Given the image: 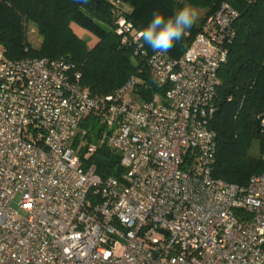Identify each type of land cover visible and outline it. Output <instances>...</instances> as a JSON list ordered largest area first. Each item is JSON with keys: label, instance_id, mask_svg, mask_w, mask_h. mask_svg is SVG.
I'll return each instance as SVG.
<instances>
[{"label": "built area", "instance_id": "built-area-1", "mask_svg": "<svg viewBox=\"0 0 264 264\" xmlns=\"http://www.w3.org/2000/svg\"><path fill=\"white\" fill-rule=\"evenodd\" d=\"M236 16L222 2L180 57L152 53L166 89L143 102L134 77L91 96L66 59L0 47V264H264V172L242 185L212 174ZM117 25L131 32L123 16ZM99 145L120 155V178L84 166Z\"/></svg>", "mask_w": 264, "mask_h": 264}, {"label": "trees", "instance_id": "trees-1", "mask_svg": "<svg viewBox=\"0 0 264 264\" xmlns=\"http://www.w3.org/2000/svg\"><path fill=\"white\" fill-rule=\"evenodd\" d=\"M116 1L127 8L117 7ZM222 2L229 3L237 16L227 59L217 73L211 122L217 149L212 174L242 185L264 172V0H0V47L10 59H66L80 73L79 83L91 96L110 94L134 77L132 95L140 102L148 101L162 95L166 86L152 75L148 57L154 51L140 36L135 39L137 34L150 24L154 13L167 19L186 4L194 6L201 11L197 21L164 53L178 58ZM119 16L131 23V32H117ZM71 23L95 41L89 44L80 38ZM29 25L35 28L33 39ZM89 118L85 125L94 141L102 126L94 116ZM81 156L84 166H94L100 177L120 178V155L105 145L88 156L83 150Z\"/></svg>", "mask_w": 264, "mask_h": 264}, {"label": "clouds", "instance_id": "clouds-1", "mask_svg": "<svg viewBox=\"0 0 264 264\" xmlns=\"http://www.w3.org/2000/svg\"><path fill=\"white\" fill-rule=\"evenodd\" d=\"M197 19L198 12L190 4H186L167 19L157 12L150 24L139 32V36L154 52L166 53L177 41L183 39L186 31L191 29Z\"/></svg>", "mask_w": 264, "mask_h": 264}, {"label": "rangeland", "instance_id": "rangeland-1", "mask_svg": "<svg viewBox=\"0 0 264 264\" xmlns=\"http://www.w3.org/2000/svg\"><path fill=\"white\" fill-rule=\"evenodd\" d=\"M197 12L198 15L201 14V11L198 10ZM71 28L80 38L87 40L89 44H92L95 41V37L93 35L85 31L78 25L71 23ZM28 31L30 33V38L33 39L34 35L36 34L35 28L32 25H29ZM32 43L35 46L38 45V41L36 39L32 40ZM256 149H257V143H254L253 150L256 151ZM121 251H122V246L120 245L119 247L116 248L115 252L119 254Z\"/></svg>", "mask_w": 264, "mask_h": 264}]
</instances>
